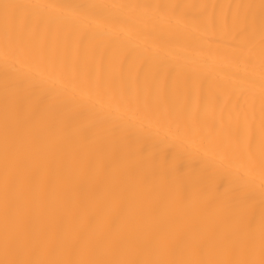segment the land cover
<instances>
[{
	"label": "bare ground",
	"instance_id": "obj_1",
	"mask_svg": "<svg viewBox=\"0 0 264 264\" xmlns=\"http://www.w3.org/2000/svg\"><path fill=\"white\" fill-rule=\"evenodd\" d=\"M0 264H264V0H0Z\"/></svg>",
	"mask_w": 264,
	"mask_h": 264
}]
</instances>
